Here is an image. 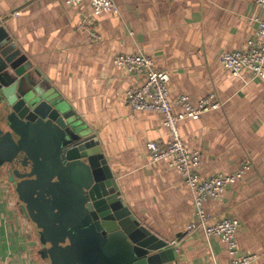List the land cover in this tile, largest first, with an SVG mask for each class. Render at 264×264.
<instances>
[{"label":"crops","instance_id":"crops-1","mask_svg":"<svg viewBox=\"0 0 264 264\" xmlns=\"http://www.w3.org/2000/svg\"><path fill=\"white\" fill-rule=\"evenodd\" d=\"M65 1L0 0V24L36 80L96 137L135 219L176 249L165 264H231L233 258L220 237L188 231L196 221L193 193L166 161L152 162L148 149L166 145L171 132L163 115L134 111L126 102L127 90L141 87L145 76L117 66L118 55L143 54L166 70L171 102L186 95L196 106L215 95L221 103L198 120L180 121V137L200 152L202 179L250 166L205 209L209 224L238 220L237 258L256 256L252 264H264V79L250 71L234 77L221 64L225 53L246 49L264 10L254 0H113L117 15H95L88 0ZM82 24L99 40L90 41ZM40 251L38 230L8 171H1L0 264H47Z\"/></svg>","mask_w":264,"mask_h":264},{"label":"water","instance_id":"water-1","mask_svg":"<svg viewBox=\"0 0 264 264\" xmlns=\"http://www.w3.org/2000/svg\"><path fill=\"white\" fill-rule=\"evenodd\" d=\"M0 24V172L47 264H165L176 249L135 219L94 135L44 88Z\"/></svg>","mask_w":264,"mask_h":264},{"label":"built area","instance_id":"built-area-1","mask_svg":"<svg viewBox=\"0 0 264 264\" xmlns=\"http://www.w3.org/2000/svg\"><path fill=\"white\" fill-rule=\"evenodd\" d=\"M86 0H66L68 6H75ZM95 15L118 14L119 10L113 0H88ZM174 1V0H166ZM255 5L264 10V0H254ZM18 13L15 14V16ZM255 37L248 42L246 49L229 51L221 58V64L234 77H241L243 71H250L257 79H264V17L257 20ZM82 29L89 32V40L97 41L99 36L85 24ZM115 64L126 68L129 72L145 76L141 87H131L126 92V102L134 111H151L164 116V124L169 128L172 138L166 145L149 143L152 162L166 161L171 169H176L194 196L196 221L192 222L188 231L202 229L209 237H220L227 246L229 255L233 258L231 264H252L256 256L237 258L238 244L236 234L240 222L232 218H223L215 224H209L210 215L205 209V203L212 199H220L225 191L241 179L249 170V165L242 166L235 173L229 175H215L202 179L201 155L197 150L187 147L180 137L178 123L186 119L198 120L209 111L220 108L222 105L215 95H209L193 105L186 95L179 96L174 102L170 101V75L166 70L155 67L153 59L143 54L118 55ZM179 113L174 114L173 109ZM176 245V242L174 243Z\"/></svg>","mask_w":264,"mask_h":264},{"label":"flooded vegetation","instance_id":"flooded-vegetation-1","mask_svg":"<svg viewBox=\"0 0 264 264\" xmlns=\"http://www.w3.org/2000/svg\"><path fill=\"white\" fill-rule=\"evenodd\" d=\"M39 232V231H38ZM49 245L47 246H41V251H45Z\"/></svg>","mask_w":264,"mask_h":264}]
</instances>
